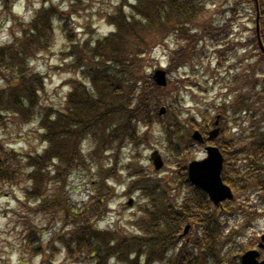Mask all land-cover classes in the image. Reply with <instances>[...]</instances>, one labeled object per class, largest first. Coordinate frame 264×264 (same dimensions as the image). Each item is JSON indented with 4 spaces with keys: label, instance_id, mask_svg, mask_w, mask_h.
Returning <instances> with one entry per match:
<instances>
[{
    "label": "trees",
    "instance_id": "1",
    "mask_svg": "<svg viewBox=\"0 0 264 264\" xmlns=\"http://www.w3.org/2000/svg\"><path fill=\"white\" fill-rule=\"evenodd\" d=\"M122 1L129 4L130 11L110 17L114 26L111 32L91 40L72 41L68 47L69 65L78 70L79 80L71 83L62 110L37 104L35 93L40 91L43 77L31 68L30 61L35 50L49 46L53 22L62 21L64 14L48 0H43L41 7L33 13L36 18L20 36L0 43V74L7 79L4 85H0V124L5 119L2 112L16 115L23 123H31L38 116L42 121L41 141L44 144L40 151L19 154L16 148L5 146L0 133V181L11 186L19 185L21 179L27 180L23 191L28 197L25 205L29 211L36 215L48 213L47 224L67 222L70 225L66 232L54 233L43 244L41 237H36L35 225L27 219L24 227L29 230L27 242L46 261H50L54 254L49 256L46 253L48 248L55 251L64 248L67 256L80 258L83 263L91 260L89 264H108L110 258L124 260L126 264H239L238 245L230 243L231 237L222 240L221 230L235 218L243 207L242 203L231 202L226 211L213 207L205 193L187 179L183 166L177 167L173 177L159 179V186L142 173V177L136 181L133 179L134 184L140 183L147 196L155 198V194H162L158 208L154 204L145 208L144 219L137 223L138 226L142 224L140 234L96 227L105 212V204L101 203L104 194L93 193L89 207L79 209L70 203L65 191L70 173L74 169H84L82 175L87 179L92 174L90 170L94 169V175L102 178L104 183L116 170V160L109 168L102 164L92 165L91 161L111 151L113 146H123L124 140L131 142L135 123L148 125L162 102H165L171 120L162 122V131L174 154L185 152L187 156L192 127L189 121L179 117V111H175L180 105L177 97L162 100H167L162 94L165 87L155 84L146 73L147 56L157 45L166 48L174 40L177 48L172 52L169 66L177 68L186 64L203 37L221 41L225 36L220 34L226 30V24L216 27L208 21L197 22L206 11L204 0ZM237 1L241 6L251 7L255 14L253 0ZM0 4L8 7L11 0H0ZM72 7L70 4V14L73 13ZM258 8L259 33L264 42V0H258ZM248 43L257 48L256 54L261 56L258 64L264 66L255 34ZM258 64L251 69V84H247L249 91L240 93L239 100V106L247 108L249 130L220 142L226 159L222 177L239 194L248 196L253 192L258 201L253 213L241 210L250 215L247 216L249 220L261 215L259 208L264 206V108L258 104L264 101V90L257 89L258 83L262 86L258 75L264 67ZM240 87L243 89V85ZM250 101L253 108L249 107ZM225 120L227 117L223 115L220 123ZM185 139L188 141L182 143ZM134 140L141 143L139 138ZM110 154L107 153L105 159L110 160ZM97 189L109 190L106 186ZM130 189H127L128 193H131ZM173 189H181L183 193V200L177 206L176 198L172 202ZM243 198L240 202L249 200V197ZM187 223L192 226L188 242L179 238Z\"/></svg>",
    "mask_w": 264,
    "mask_h": 264
},
{
    "label": "rangeland",
    "instance_id": "2",
    "mask_svg": "<svg viewBox=\"0 0 264 264\" xmlns=\"http://www.w3.org/2000/svg\"><path fill=\"white\" fill-rule=\"evenodd\" d=\"M42 1L11 0L8 7H2L0 4V43L10 42L13 36H16L14 38L19 37L22 30L36 18L33 13L41 7ZM233 1L204 0L206 11L197 20V22L208 21L216 27L226 24V30L220 35L229 33V43H235L240 38H251L253 35L252 8L245 5L234 9L232 7ZM48 3L62 12L65 18L62 21L53 22L49 46L34 51L30 66L43 77L42 87L40 91L35 93L37 104L43 108L62 110L65 107L71 83L79 80L78 70L69 65L71 60L67 53L71 42L91 40L95 39L93 37L108 34L114 28L110 23V17L128 13L130 6L122 0H81L79 2L48 0ZM70 4L73 5L72 14L69 11ZM213 35L217 34L214 33ZM175 48L176 44H169L164 51L158 47L154 48L152 53L147 56L149 62L146 65V73H152L155 69L166 71L164 76L166 74L168 82L162 94L166 95L167 100L165 98L162 100L168 101L172 100L173 97L179 98V110H175L174 107L173 110L181 112L179 117L183 120H195L201 130L204 128L203 122L206 119L214 118L220 104L224 101L225 105L234 103L236 99L234 89L240 84V79L246 73L243 71L244 67L248 68L249 65H252L253 60L251 58L246 59L245 54L247 52L238 50V52L233 51V53L237 55L238 60L244 59L242 66L237 64L233 53L229 51L226 54L229 60L224 62L223 68L221 66L217 68L215 57L212 54L207 60L202 58V61L192 57L187 62H190L187 68L185 65L177 68L169 67V52L172 57ZM247 56H251V54H247ZM191 65H194L195 70L190 67ZM197 71L198 74L195 76L194 73ZM234 76L238 77L237 80H234ZM0 79L3 80H0V85H4V81L7 79L3 78L1 74ZM246 81L247 76H244L241 84L243 89L239 87L242 94L249 91ZM227 85H229L228 88ZM199 87L201 90L198 89ZM164 103L162 102L159 107H166ZM238 110L240 114L243 113L242 107ZM1 116L5 119L0 124V133H2L1 136L7 148H16L19 154L35 153L43 148L40 124L42 121H39L38 116L31 123L21 122L14 114L2 112ZM169 118L168 114L153 113L148 125H145L144 122L135 123L134 137L131 142L124 140L123 146L111 147V151L107 152L112 153L109 155L110 160L105 159L107 153L96 156L95 161H91L92 165L95 163L97 165L102 164L104 168H109L112 162L116 160V170L106 178L104 183L102 178L94 175V169L90 170L92 174H89L87 179L82 175L84 169H74L70 173L65 191L72 206L79 209L83 206L89 207L93 193L104 194L101 203L105 204L103 205L105 212L96 224L98 229L119 231L124 234H140L143 229L142 224L138 226L137 223L144 219L145 208L151 207L153 204L158 208L162 202V194H155V198L147 196L140 183L134 184L133 179L136 181L138 177H142L140 175L142 173L156 186H159L161 183L159 179L166 180L173 177L178 166L187 165L192 158V160L201 159L205 156L204 145L199 146L192 142H188L187 156L185 152L178 155L174 154L168 137L162 131L164 123L171 121ZM239 118L241 119L240 122L233 123V113L229 109L227 122L220 123V139L234 133L243 132L246 134L248 132L249 118L246 117L242 125V118ZM124 121L125 119L122 120V122ZM134 138L141 139V143H136ZM99 139L102 142V139ZM175 140L180 143L179 139ZM187 141L185 139L182 143ZM26 184L28 181L23 179L20 180L19 185L13 184L11 186L7 182L0 181V264H89L92 262L90 260L83 263L80 262V258L69 257L64 248H58L56 251L48 248L46 253L49 256L54 253L51 260H41V254L36 253L31 243L27 242L29 230H24V227L27 226L26 220L28 219L32 225H35V230L40 231L39 233L36 232V237H41L43 244H46L54 233L66 232L70 225L67 222L47 224L48 213L44 215L31 213L25 205L28 202V197L24 195L23 191ZM100 186H106L109 190H98L97 188ZM129 188H131V193L127 192ZM180 192L181 189L179 191L173 189L171 192L172 202L174 203L176 198L175 203L177 205L182 197ZM235 194H237L236 191ZM130 197L133 202L131 205H127ZM236 197L240 198V196ZM256 203L254 195L251 194L249 201L244 202V206H247L242 209L249 210L250 206ZM260 213L261 215L251 222H245L247 221L246 215L239 213L235 220H231L230 235L235 239L237 248L249 249L264 233V209H261ZM63 225L65 228L62 229ZM43 229H46V232ZM191 235L192 233L190 237ZM108 264H126V261L110 258Z\"/></svg>",
    "mask_w": 264,
    "mask_h": 264
},
{
    "label": "water",
    "instance_id": "3",
    "mask_svg": "<svg viewBox=\"0 0 264 264\" xmlns=\"http://www.w3.org/2000/svg\"><path fill=\"white\" fill-rule=\"evenodd\" d=\"M259 44L264 51L261 42H259ZM154 77L159 84L165 83L163 72L157 71ZM217 131L218 129H215L210 133L209 137L213 138ZM193 136L194 138L201 140V137L197 132H195ZM207 150L208 156L205 159L193 161L188 165V177L194 184L204 189L211 201L217 205L220 201L226 198H232V192L220 178L222 169V155L220 151L215 147H207ZM262 239H264V236H262ZM261 246L264 247V244ZM256 256V251H247L242 255L241 259L243 264H251L256 261ZM257 264H264V261Z\"/></svg>",
    "mask_w": 264,
    "mask_h": 264
},
{
    "label": "flooded vegetation",
    "instance_id": "4",
    "mask_svg": "<svg viewBox=\"0 0 264 264\" xmlns=\"http://www.w3.org/2000/svg\"><path fill=\"white\" fill-rule=\"evenodd\" d=\"M207 145V143H204V146H206ZM223 205V204H222ZM222 207V206H221ZM225 210V208H222V211H224ZM257 244V243H256ZM256 244L252 247V248H255V246H256ZM258 259L259 260H263L264 259V251H259L258 250Z\"/></svg>",
    "mask_w": 264,
    "mask_h": 264
}]
</instances>
